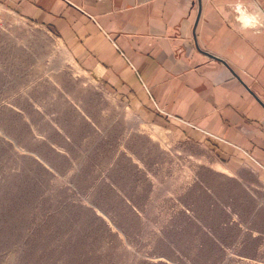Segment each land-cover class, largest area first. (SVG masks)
Listing matches in <instances>:
<instances>
[{"label": "rangeland", "instance_id": "obj_1", "mask_svg": "<svg viewBox=\"0 0 264 264\" xmlns=\"http://www.w3.org/2000/svg\"><path fill=\"white\" fill-rule=\"evenodd\" d=\"M0 18V264H264L263 184Z\"/></svg>", "mask_w": 264, "mask_h": 264}, {"label": "crops", "instance_id": "obj_2", "mask_svg": "<svg viewBox=\"0 0 264 264\" xmlns=\"http://www.w3.org/2000/svg\"><path fill=\"white\" fill-rule=\"evenodd\" d=\"M8 15L55 34L141 116L264 185V0H0Z\"/></svg>", "mask_w": 264, "mask_h": 264}, {"label": "built area", "instance_id": "obj_3", "mask_svg": "<svg viewBox=\"0 0 264 264\" xmlns=\"http://www.w3.org/2000/svg\"><path fill=\"white\" fill-rule=\"evenodd\" d=\"M239 18L240 20H242L244 26L256 27V24H258L256 16L252 12H247L244 9L239 10ZM0 22H1V18H0ZM262 25L263 24H260L259 26Z\"/></svg>", "mask_w": 264, "mask_h": 264}]
</instances>
